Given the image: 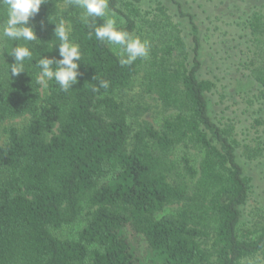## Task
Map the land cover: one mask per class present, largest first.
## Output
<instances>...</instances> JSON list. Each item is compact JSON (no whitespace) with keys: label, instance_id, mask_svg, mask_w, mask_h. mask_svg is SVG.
I'll use <instances>...</instances> for the list:
<instances>
[{"label":"trees","instance_id":"1","mask_svg":"<svg viewBox=\"0 0 264 264\" xmlns=\"http://www.w3.org/2000/svg\"><path fill=\"white\" fill-rule=\"evenodd\" d=\"M146 1L109 0V11L134 34ZM153 1L161 45L126 67L113 45L89 38L81 13L67 18L82 53L81 75L68 92L49 81L43 94L35 64L43 55L60 58L54 28L62 4L75 8L70 0H48L30 21L40 39L29 45L31 76L26 71L9 80L5 66L14 59L5 49L14 44L1 41L0 129L8 120H30L22 130L7 129L0 146V264H141L127 227L145 237L163 264H241L256 255L264 264V227L239 234L250 185L230 132L211 114L213 84L200 79L197 18L182 0ZM243 24L262 59L254 75L264 95V8L248 12ZM143 67L145 93L172 113L160 128L143 122L134 131L129 119L145 110L117 95ZM100 79L110 87L95 92ZM257 124L264 126V117ZM173 205L177 211L159 216ZM81 219L76 239L53 235Z\"/></svg>","mask_w":264,"mask_h":264},{"label":"rangeland","instance_id":"2","mask_svg":"<svg viewBox=\"0 0 264 264\" xmlns=\"http://www.w3.org/2000/svg\"><path fill=\"white\" fill-rule=\"evenodd\" d=\"M186 10L192 12L198 21L204 45V67L201 80L212 82L213 89L207 94L211 114L215 123L230 132L238 159L249 180L250 196L243 209L239 234L258 232L264 227V126L257 124L264 117V95L255 82L254 71L261 64L253 46L251 36L244 31V20L248 12L264 8V0H182ZM121 10V5L119 4ZM140 16L136 18L137 29L133 35L150 43V51L161 45V26L157 17L159 11L153 0L139 6ZM81 9L70 8L67 3L60 6V16L71 30L67 18ZM109 14L123 23V17L116 12ZM1 44V41H0ZM259 64V65H258ZM147 67L133 80L129 89L117 95L119 101L128 106L145 110L138 117L130 118L134 131L140 123L149 122L160 128L168 112L156 95L145 93ZM48 88V87H47ZM42 86V93L47 92ZM28 116L8 120L1 125L0 146L8 140L7 129L22 130L29 123ZM176 205L167 207L159 216L177 211ZM85 226L80 220L73 228L53 231L62 240H74ZM124 234L131 241L135 255L141 264H163L161 257L153 251L143 235L127 227ZM241 264H263L260 255L247 258Z\"/></svg>","mask_w":264,"mask_h":264},{"label":"clouds","instance_id":"3","mask_svg":"<svg viewBox=\"0 0 264 264\" xmlns=\"http://www.w3.org/2000/svg\"><path fill=\"white\" fill-rule=\"evenodd\" d=\"M47 2L48 0H0V15L3 16L0 21V41L6 39L14 44L5 49L14 59V63L6 62L5 66V74L9 80L26 71L29 74V62L34 55L29 45L40 40L34 27L29 25L30 21L39 14L41 6ZM70 2L74 7L82 10L79 19L90 29L89 38L94 35L101 43L113 45L112 51L118 56L122 67L131 66L138 59L150 57L149 41L117 26L116 19L109 14V0H70ZM97 19L102 23L97 25ZM54 37L53 40L58 43L53 46V50L58 46L60 58H48L43 55L36 61L35 67L39 69L36 83L47 88L49 81H54L61 91L68 92L78 83L81 75L79 68L82 53L80 46L70 38L71 30L63 19L55 23ZM93 79L97 80L98 77ZM109 87L108 80L100 79L98 86L93 87V91L99 92L101 88Z\"/></svg>","mask_w":264,"mask_h":264}]
</instances>
